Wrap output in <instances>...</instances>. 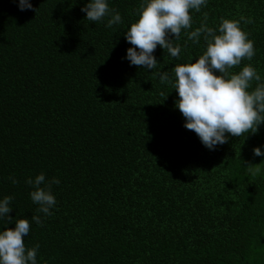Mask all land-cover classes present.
Segmentation results:
<instances>
[{
	"label": "trees",
	"instance_id": "1",
	"mask_svg": "<svg viewBox=\"0 0 264 264\" xmlns=\"http://www.w3.org/2000/svg\"><path fill=\"white\" fill-rule=\"evenodd\" d=\"M30 2L35 11L21 12L0 0V198L12 197L0 227L27 219L22 239L39 245L37 264H264V158L251 152L264 123L209 151L156 75L174 79V65L195 62L204 41L182 29L179 58L157 46L145 70L122 59L142 0H108L122 17L109 28L108 17L84 19L88 0ZM189 13L187 31L250 18L240 28L254 55L228 71L250 64L264 82V0H207ZM41 172L59 180L49 216L24 183Z\"/></svg>",
	"mask_w": 264,
	"mask_h": 264
},
{
	"label": "clouds",
	"instance_id": "2",
	"mask_svg": "<svg viewBox=\"0 0 264 264\" xmlns=\"http://www.w3.org/2000/svg\"><path fill=\"white\" fill-rule=\"evenodd\" d=\"M206 3L207 0H142L137 19L123 33L125 42L131 46L122 59L127 60L129 66L151 70L158 63L153 54L157 46L166 49L170 57L179 58L181 45L173 42L179 39L182 29L193 44L204 41V51L195 57V62L174 65V79L167 71H158L156 75L160 83L171 84L175 89L178 99L174 106L184 118L183 127L192 130L202 146L213 151L217 145L226 143L229 135L256 133L258 126L264 123V82L250 64L237 73L228 71L239 65L242 58L250 60L254 55L252 40L240 28V21L251 23L250 18H220L215 29L202 21L199 27L187 31L191 25L189 10L200 11ZM16 6L21 12L34 10L30 0H17ZM80 11L84 19L92 22L108 17L105 28L122 22L120 13L109 8L108 0H88ZM253 80L257 83L251 88ZM251 152L253 156L264 158V144L253 147ZM249 170L253 174L261 171L259 167ZM9 179L16 183L14 177ZM24 183L32 188L28 195L37 205V212L51 215L50 209L55 207L56 200L50 185L58 184L59 180L53 177L46 181L41 172L34 178H26ZM11 200V196L0 198V224H9L12 220L8 216L12 210ZM31 221L39 225L42 218L32 215ZM0 229V264H37L39 245L26 247L22 239L30 231L27 219H17L14 227Z\"/></svg>",
	"mask_w": 264,
	"mask_h": 264
}]
</instances>
